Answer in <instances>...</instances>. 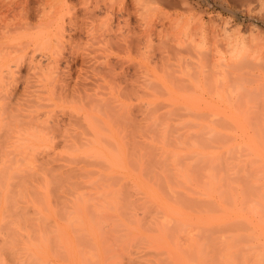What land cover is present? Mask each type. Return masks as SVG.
I'll list each match as a JSON object with an SVG mask.
<instances>
[{"label": "rangeland", "instance_id": "rangeland-1", "mask_svg": "<svg viewBox=\"0 0 264 264\" xmlns=\"http://www.w3.org/2000/svg\"><path fill=\"white\" fill-rule=\"evenodd\" d=\"M262 17H264V0H0V50H2V57L8 59V64L12 65L11 69L15 73L13 81L7 77L0 78V104L6 103L8 108L17 109L21 103L22 113H26V108L25 106L22 107V103L28 100L27 98L31 95L38 94L40 106L37 109L44 114L41 120H45L58 115L64 118L69 114H74L72 112L74 109L80 106L87 107L85 102L88 99H97L101 102L109 101L114 107L113 111L117 118L122 120L121 122L117 119L113 121L111 124L112 133L126 151L125 160L128 171L134 173L133 163L128 161L131 158L129 155L132 153L133 146L141 148L143 152L149 143L155 144L158 151L160 148L159 144L152 142L153 130L150 133L148 132L149 129L144 132L148 126V120L145 124V119L150 112L149 110L152 109L158 110L157 113L161 114L159 117H162L163 114L164 117H168L169 121L167 118L162 119L169 122L171 126H178L182 120L191 121L190 117L193 116L195 121L192 118V122L195 123L218 122L223 125L227 124L229 128L227 132L230 135L238 138L237 141L242 138L243 140H251L256 152L264 156V76L261 74L264 68V20ZM23 18L32 28L31 32L37 30V24L40 20H45L48 23L46 29L52 36L48 53L50 58L56 62L57 67L56 73H53L52 78L50 77L48 80L35 75V70L27 69V64L30 62L29 58L21 59L24 52H29L33 48L32 45L25 44V41L18 40L13 33L12 24H17ZM60 33H62V38L58 40ZM56 34L58 35L55 38ZM37 61L32 63L36 64ZM32 63L30 62V64ZM36 71L40 72L39 69ZM25 80L29 83H26ZM78 94L81 95V102L76 101ZM2 95H9L10 98H2ZM191 112H194L193 115ZM241 119L242 121H238ZM227 121L235 125H231ZM144 125L145 128L142 129ZM72 128H76V126L70 125L69 121L66 120L64 124L60 125L59 133L65 135ZM101 130L103 133H109L105 128ZM48 139L51 144L47 148L29 152L21 160L20 157L6 158L10 162L6 161L9 164L3 166L4 169L9 168V172L4 170L2 177L0 176V208L3 204H1L2 200L5 202L8 199L10 203L6 201L8 202L7 207H13V210L7 207L6 209L4 207V204L7 205L6 203L2 206L6 210L0 209L1 219L4 217L3 219L8 220L7 222L2 219V223H5L4 227L8 229V231L5 229L7 232L5 231L4 234L2 232L4 227L0 223L1 236L4 235L2 237L4 242H2V250L9 245V251L14 242L16 245L23 244L18 247L19 251L14 245V250H17L15 252L12 250L7 252V247H5L4 252H2V264H17V262H19L18 264H34L36 257H38V260H35V263L38 262L37 264H40L39 260H41V264H66L72 260V264H80V262L83 264H101L104 259H109V256L115 258L113 260L106 259L108 262L104 261L105 264L112 263V261H115V264H166L165 255L160 254V249L155 251L153 247L150 248L148 243L150 233L147 229H150L159 219L157 218L158 213L154 212L157 208L154 209V205H149L145 206L147 209L143 210V205L146 204L145 195L135 189L128 179L119 180V184H122L121 187L128 194V198L135 203L131 209L135 211H133L134 217L136 216L140 224L142 223L144 233L133 236L134 238L128 237V240L126 238L123 241L122 239L118 240L122 241L123 246L121 242L119 245V243L117 244L118 241H113V236H109L106 241L102 242L104 243L102 245L109 247L108 249L111 251L112 245L115 244L114 249L111 252H106L108 249L101 245L100 261L97 262L94 259L95 256L98 257L96 254H94L95 256L92 254L93 258L90 261L87 258L91 254L85 256V251L82 252L84 254H81L84 248L82 237L76 238L77 235L74 237L73 229L68 230L72 233L68 232V235L66 232L65 234L58 232L61 235L56 233L57 237H50L53 238V241L49 237L45 238L51 234L48 229L46 230V226L51 224V220H53L55 227V221L58 219L61 225L66 224H62L60 220H63L64 223L66 218L64 216L66 210L62 205H68L65 202L68 198L65 194L69 192L65 188H61L64 185L60 186L63 193L57 184L54 185L56 186L55 189L53 184L59 182L53 183L54 181L49 178L51 176L56 177L54 174L60 171L76 170L87 166V160H84L81 155H72L68 151L62 150L64 148L60 137ZM155 149V152L152 150L153 153H156L157 149ZM247 153L249 152L241 150L240 154L245 155ZM240 159L246 161V156H242ZM15 160L20 163L14 164L13 162L16 163ZM0 161H2L1 157ZM10 163L14 165L11 164L13 165L11 166ZM17 165H20L22 169L18 168ZM26 168L27 172H24ZM49 168L55 169L54 172L56 173L53 170L48 172L47 169L49 170ZM41 169L44 171L41 172ZM16 170L19 171L16 172ZM4 173L7 174L5 181L10 179L12 183H9L10 181L4 183ZM50 173V177H44ZM230 177L236 178L235 174H231ZM45 179L48 181L46 182ZM41 182L44 185L43 191L40 188ZM50 182L53 183L52 186L55 190L49 185ZM13 184L17 185L19 192L26 190L24 192L26 195L23 197V193L18 192L17 194L14 191L17 188L15 189ZM59 184L61 185L62 182ZM9 187L13 188V190L10 189L12 192L14 191L13 193L7 189ZM3 191L4 194L1 195ZM50 192L54 197L59 194L57 198L55 197L56 200L50 195ZM14 193L18 195L19 203H17L18 197ZM11 194L13 197L10 196ZM20 194L21 198H24L23 200L20 198ZM190 196L194 199L189 200H193L195 204L201 203L200 200L195 199L197 194L194 192ZM41 197H43V201ZM40 198L43 205L39 203L40 201L38 202ZM57 204L61 205L58 206ZM44 206H46V210H44ZM55 206L56 209H54ZM152 207L154 210L150 209ZM185 207L189 210L195 208L189 205ZM53 210L55 211L51 212L52 215H50L49 212ZM15 211L20 212L21 215L26 214L24 215L26 218ZM37 212H40V215ZM7 215L23 217L29 223L27 221L21 223L20 218L18 219L20 223L14 221L15 225L13 226V222H9L10 219L13 221L12 217ZM52 216L57 218L47 219L48 217L52 218ZM28 217L30 218L28 219ZM14 219L17 220V218ZM44 219L46 222L41 221ZM24 223L25 228L27 226L29 230L30 227L32 228L31 232L34 227H36V231L39 229V232L33 231L39 233L36 242L40 240V232L44 236V239L43 236L41 237V241L47 239L44 244L47 243L45 246H49L48 248L44 247L42 241V243L39 242L40 244L37 243L40 249H35L44 254L39 253V256L37 251L32 250L34 247L30 245V248L27 242L32 244L36 240V236L34 235L33 240L28 239L30 234H28L27 229L28 232H24ZM16 224H20L19 227ZM21 224L24 228L23 231L21 230L22 232L19 231L20 228L22 229ZM30 224L32 226L35 224V226L32 227ZM53 226L50 225V229ZM55 227L54 231L51 229L53 233L56 232ZM219 228H223V231L218 230ZM224 229L223 226H220L215 231H220L218 233L223 235L225 234L222 233ZM9 230L14 231L15 241L12 239L14 242L11 244L4 239L8 235L11 237L8 236L6 239L13 238V232L11 233ZM212 230L214 231V228ZM25 233L28 234V237ZM212 233L215 234V232ZM218 233L215 235L219 236ZM20 234H25L24 237L27 238V240L25 239V242L27 241L25 246H23L24 237H20ZM75 234L77 233L75 232ZM145 236H149L147 237L149 241L145 239ZM54 238H58V242L62 241V244H65L63 243L64 238L68 241L66 245H69L67 246L69 252L67 253L66 248H64L65 245H60L65 249L66 254L69 253L70 260L67 255L65 256L64 251L55 250L57 246L55 247L54 243L57 244V241L54 242ZM31 240L32 242H30ZM71 240L72 245L70 244ZM74 241L75 244L79 241L77 245H82V248L77 245L73 247ZM60 245L58 244V247ZM22 247L25 251L28 248L26 252H32V254L30 253L31 258L35 256L34 259L32 258L33 261ZM62 247L60 248L63 250ZM78 248H81L80 251L76 250ZM69 249H71V253ZM22 251L25 253L22 254ZM101 252H106L105 256ZM25 254L29 259L24 257ZM77 254L84 255V258L80 256L78 259ZM101 255L104 256V259ZM13 256H17V260ZM158 256L160 257L158 258ZM63 258H67V260Z\"/></svg>", "mask_w": 264, "mask_h": 264}, {"label": "bare ground", "instance_id": "bare-ground-1", "mask_svg": "<svg viewBox=\"0 0 264 264\" xmlns=\"http://www.w3.org/2000/svg\"><path fill=\"white\" fill-rule=\"evenodd\" d=\"M262 19L264 20V17H262ZM47 24V21L40 20L37 24V30L35 32H31L32 28L29 27V24L27 23L25 18H23L17 24H12V30L15 34V37L18 40L25 41V44H30L33 46V48L29 52L23 53L21 59L29 58L31 63L38 60L37 62H35L36 64H30L29 62V64H27V69L35 70V75L44 77L46 80H48L50 77L52 78V74L56 73L55 69L57 68L56 62L50 58V55L48 53L50 48L49 43L52 36L46 29ZM57 35L58 34L55 35V38ZM60 38H62V33H60V37L57 39L60 40ZM43 63L45 64L43 65ZM11 68L12 65L8 64L7 58L2 57V50H0V78L3 79L7 77L8 79L13 81L15 73ZM38 69L40 70V72L36 71ZM261 74L262 76H264V68ZM25 82L29 83L27 80H25ZM80 97V94L76 95V98H78L76 101L81 102L82 100ZM2 98L6 99L10 97L9 95H2ZM27 99L28 100L24 99L25 101L24 103H22V107L25 106L26 108V113H22V110L20 108L21 103L17 109L8 108L6 103L0 104V141L2 142L0 144V157L2 158V161H0V166L2 164L1 167L3 168V166H5L4 164H7L6 161L8 160L6 158L9 159L11 157H20L21 160L24 158V156L29 154V152L37 151L40 148H47L51 144L48 138L53 139L57 137H60L62 139V147L64 148L62 149L63 151H68L72 155H81L84 160H87L86 167L78 168L76 170L69 169L68 171H60L56 173L54 172L55 169H47L48 172L53 170V172L56 173L54 175H56L57 178L55 176L52 177L51 173L48 176H44L46 175V173H44V177L48 178L51 176V178L49 179L53 180V183H55L56 181L59 183L62 182L61 185L59 183H52L53 186L57 184V187L60 188V186L64 185V187L61 188H65L66 191H69L67 192V194H65L68 197L67 201H65L68 203V205H62V207L66 210V213L64 215L66 217H64L66 220L64 219V223L62 222L63 220H60L62 224H66L61 225L58 219L57 221H55V227L53 226V220H51L54 216H52V218L48 217L47 219L50 218L51 224H46V230L48 229L49 233L51 234L47 232L49 236L45 238H50L51 236L57 237L55 234L58 232H60L61 234H65L66 232V235H68L70 233V231L68 230L73 229L74 237L75 235H77L76 238L78 236L82 237L81 240L83 241V243L81 240L80 243L83 244L84 248L82 249L81 254H84L82 253L84 251L85 256L86 254H91V258L86 257L88 261H90L93 258L92 256L96 254L98 257L94 255V259H96L97 262L100 258V251H102L101 245L104 244L102 242L104 240L106 241V238H109V236H113V241L117 242L118 240L122 239L123 241L124 238L127 239L128 237L131 238L133 236L144 233L142 223L140 224L138 219H136L137 217H134L135 211L134 209H131V207L134 206L135 203H133L131 199L128 198V194L124 191L123 187H121L122 184H119V180L128 179L129 182H132V186L135 189H138L145 195L144 199H146V204H142L144 206L143 210L147 209V207L145 208V206L149 205H154L155 207H152L150 209L157 208L156 210H159L157 212L153 209L154 212L158 213L157 218L159 219L156 223L154 222L155 224L150 227V229L148 227V229L146 228L150 233V237L145 236V239L148 240L147 237H149L150 241L148 240L149 242H146L150 244V248L153 247L155 251L157 249H160V254L165 255L164 261L166 262V264H264V156H261L256 152V149L252 146L253 142L251 140H243L242 138L240 141H237L238 138L236 139L234 136L230 135L227 132V129H229L227 124L223 125L218 122L209 124L195 123L192 122V118L194 116H189L191 118V121L182 120V122L179 123L178 126H171L169 122H167L165 119H162L167 118L169 121L168 117H164V114L162 115V117H159V115L161 116V114L157 113L158 110L156 111L155 109H152L149 110L150 112L146 110L147 112H149L147 118L145 119V124H147L148 120V126L146 129L144 125L142 129H146H144V132L148 131L149 129V133L153 130L152 135L154 134V137L152 140V136L150 135V139L152 140V142L154 141L155 143L159 144L160 148L158 151V148L155 147V144L153 145L149 143L146 148L150 149L148 151L147 149H144L145 152H143L141 148L133 146L132 153L131 155H129V157L131 158H129L128 161H131L133 163V166L135 168L134 173L128 171L125 160L126 151L118 138L112 133L111 124H113V121L117 119V121L121 122L122 120L120 118H117V115L113 111L114 107L110 104L109 101L101 102V100L97 99H88L87 102H85L87 107L80 106L74 109L72 111L74 112V114H69L64 118H61V115H58L53 118L41 120V117L44 114H42L37 109L40 106V96L38 94H33ZM185 109L184 111H189V109ZM146 111L145 115L147 114ZM194 112H191L192 115ZM243 118L244 117L242 116V119ZM65 119L69 121L70 125L76 126V128L69 129L67 133H65V135H60L59 127L61 124H64V122L66 121ZM211 119L213 120V118ZM242 119L238 121H242ZM230 124L235 125L232 122ZM102 128L107 129L109 133H103V130H101ZM172 133H176V135H173ZM155 148L157 149L158 153L157 151L156 153L152 152V150L154 151ZM241 150L248 151L249 153L241 155ZM242 156H246V161L240 159V157ZM13 163L19 164L20 162L18 163L17 160L16 163ZM13 163H10V165ZM17 166L18 168L22 169L20 165ZM2 168L0 171L1 177L4 170L7 171L9 169L5 167L6 169L3 168L2 171ZM26 170L27 168L24 169V172ZM17 171L19 170H16V172ZM42 171L44 170L41 169V172ZM6 173H4L3 176L4 183L8 181V179L7 181H5V178L8 174ZM231 174H235L236 178H231ZM9 181V183H12V180L9 179ZM41 183L42 184L40 188L42 190V187L44 185L43 182ZM52 184L50 182L49 185L52 186ZM13 186L15 185L13 184ZM16 186L14 187L15 189L17 188ZM25 187H27L26 184ZM54 187L56 189V186ZM50 188L51 187H49V189ZM61 188L60 190L62 191ZM7 189L13 190V188L10 187ZM12 190H10L11 193L16 191V193L18 194L19 192L18 188L13 192ZM25 191L26 190H24V192ZM24 192L19 193H23L24 197L26 195L24 194ZM193 192L197 194L195 199L200 200L201 203L195 204L193 200H189L194 199V197L190 196L193 194ZM16 193H14V195L18 197ZM3 194L4 191L1 195ZM58 195L55 197L57 198ZM4 196H2L3 198H1L4 199ZM10 196H12V194ZM43 197L45 198V196ZM43 197H41L42 201L44 200ZM41 198L38 200V202L41 200ZM56 198L54 200H56ZM19 200L20 199L18 197V202L17 200L16 202L19 203ZM22 200L20 201V203L22 202ZM6 201H8V199H6L5 202L4 200H2L1 202V204H7L6 206L4 204L5 208L8 206L9 202ZM42 201H40L39 203H42L43 205ZM51 201L53 202V200ZM62 202L64 203L63 200ZM3 204L1 205L2 209L4 208L2 207ZM53 204L55 203L53 202ZM61 204L57 205L60 206ZM187 204L189 206H194L195 208L193 210H189L185 207L188 206ZM56 206L54 209H56ZM17 207L18 206L16 205V208ZM45 207L46 206H44V210H46ZM7 208H10V206ZM12 208H10V210H13ZM42 208L41 211L44 214ZM54 211L55 210L50 211L49 214ZM16 213L20 214V212ZM43 214H41V216ZM17 215H15V217L7 215L8 217H12L13 221L10 219L9 222H13V226L15 225L14 221L18 223V219L20 218V221L22 220L21 223L27 221L23 218H26V216H24L26 214H20L23 217L19 216V218ZM1 216L2 215L0 211V223L4 227L5 223H2V219L4 217H2L1 219ZM3 216L6 217V215ZM57 217H59V215ZM14 218H17L18 221ZM29 218L30 217H28V219ZM45 219L41 221L46 222L47 219L46 221ZM4 220L5 219H3V221ZM5 221L8 222V220ZM238 223L240 224L238 225ZM19 225L20 224H16V226L18 227ZM33 225L35 226V224ZM50 225L53 226V228H51L53 229L52 231H54L55 227V233L51 231ZM23 226L25 228V223L23 224ZM220 226H223L226 229H224V232H222L225 233L223 235L221 234L222 236L218 232H220L223 228H219L218 230L220 231H215V229ZM27 227L25 229L22 227V229L20 228L19 231H23L24 229V232H26L28 230L29 232H27L28 234H30V236L28 237V234L25 233L28 239L35 238L36 236V240H34V242L32 243L33 245L27 241L26 242L29 244V246L31 245L32 247H34V249L32 248L33 251L37 248L40 249L37 243H42L43 241L44 244V241L46 242L47 239L43 240L44 236L40 232V240L39 242H36L38 240L39 233L35 232H39V229L36 231V227H34L33 231L35 232H31L30 230L32 228L30 227L29 230ZM213 228L214 231L212 230ZM5 229L8 231V229L4 227V230L2 231L3 234L6 231ZM11 230H9V232H13V235L14 231ZM2 232L0 230V264H2V252H4L5 247H7V252H10L11 250L15 252V250L23 244L19 240L22 244L18 243L19 245H16L14 242V235L13 238L6 239L8 238V235L4 239L8 240V243L10 244L12 242V239H14L13 247L15 245L17 246V248L14 250L15 247H10L8 251V245L5 246L2 250V237L4 236H1ZM75 232L77 234H75ZM212 232H215V234L218 233L217 235L219 236H216L215 234L214 236ZM227 232L228 234L226 235ZM25 234H20V237H24ZM6 235L7 234L5 233V236ZM42 236L43 239L41 241ZM25 239L27 240V238H23V246L26 245ZM32 240L30 242H32ZM63 240V243L65 244H62V241L60 239L59 241L61 242L59 243L58 238H54V242L57 241V244L54 243L55 247L57 246L55 250L59 249L61 251H64V248H66L65 251L67 253L69 252L67 251V246L69 245H66L68 241H66L65 238ZM72 240L71 242L69 241L71 245ZM127 240L125 241L127 242ZM51 241H53V238L51 239ZM122 241H118L117 244L119 243L120 245V242L122 244ZM73 243V247H75L77 243L75 244V241ZM35 244L36 246H34ZM45 244L44 247L48 248L49 246L46 247ZM58 244H62L63 246H65L64 248L62 247V245L58 247ZM114 245H112L113 249ZM60 247H62L63 250ZM79 247L82 248V245H80ZM102 247L105 246L102 245ZM81 248H78L76 250L80 251ZM106 248L108 249L109 247H105V249ZM27 249L28 248H26V251H28ZM113 249L111 251H113ZM69 250L71 253V249ZM36 251L39 255V250H35L34 252ZM65 251V256H68L69 253L66 254ZM111 251L109 249L108 251L106 250V252ZM25 252H23L22 254H24ZM106 252L101 253H103L104 255ZM26 253L31 258L32 252H30L31 254L28 252ZM27 254H25L24 257L29 259L27 257ZM77 255V258L79 256L78 259H80V256L84 258V255ZM103 255H101V257L104 259L105 255ZM155 255L157 256L158 254ZM13 257L11 258L12 263L14 262ZM16 257L17 256H15L14 258L17 260ZM159 257L160 256H158V258ZM25 258L23 260H25ZM36 258L37 259H34V264L38 263H35V260H38V257ZM102 258L101 260L103 261ZM108 258L110 260H113L115 257L112 258L109 256ZM63 259L67 260V258ZM68 259L70 260V257ZM106 259H104V261L109 260ZM39 261L41 264V260ZM20 262L22 261L20 260ZM70 262L72 264L73 260L67 263L70 264ZM113 262L115 264V261L107 264H113ZM18 263L19 262H17V264ZM81 263L83 264V262H80V264Z\"/></svg>", "mask_w": 264, "mask_h": 264}]
</instances>
